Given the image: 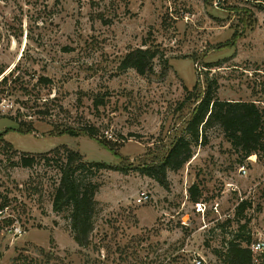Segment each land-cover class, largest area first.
Here are the masks:
<instances>
[{
    "label": "rangeland",
    "instance_id": "rangeland-1",
    "mask_svg": "<svg viewBox=\"0 0 264 264\" xmlns=\"http://www.w3.org/2000/svg\"><path fill=\"white\" fill-rule=\"evenodd\" d=\"M139 46L160 50L155 73L120 68ZM2 70L0 264H191L198 254L218 264L216 250L241 224L245 237L264 235V151L244 158L220 125L206 130L182 168L168 170V186L135 168L163 157L195 106L187 96L198 82L206 89L207 77L221 99L264 104V9L253 0H0ZM83 125L117 151L59 132ZM64 145L127 168L93 176L87 246L74 238L69 209H54L61 171L47 157ZM24 152L37 157L32 166L14 164ZM142 191L151 195L145 203L137 201ZM243 199L252 205L239 215Z\"/></svg>",
    "mask_w": 264,
    "mask_h": 264
},
{
    "label": "trees",
    "instance_id": "trees-1",
    "mask_svg": "<svg viewBox=\"0 0 264 264\" xmlns=\"http://www.w3.org/2000/svg\"><path fill=\"white\" fill-rule=\"evenodd\" d=\"M264 9V0H253ZM160 56V50L151 46H139L130 49L123 57L120 68H134L141 75H151L155 73V60ZM167 62L168 60L165 59ZM4 70L0 72L2 74ZM9 81V75H4L0 80V90ZM48 81L47 77L41 76L39 82ZM218 82L207 77V87L202 90L198 82L194 89L190 91L187 100L194 99L195 106L185 123L182 132L175 136L168 146L163 157L154 163L138 165L135 168L146 173L161 184L168 186V170H178L182 168L193 156V145L206 138V130L215 124L220 125L237 152H241L244 158L253 154L259 155L264 151V104L256 100L244 99H221L216 96ZM186 101L182 102L181 108ZM22 124V123H21ZM22 131V130H21ZM30 132L31 130H27ZM24 132V131H22ZM69 133L72 136H79L82 133L98 138L101 143L109 147L114 152L117 151L118 143L107 140L99 136L98 128L92 125L81 127L65 126L60 131ZM9 147L12 143L6 141ZM56 147L52 152L57 156L47 157V159L57 163L61 171L60 183L56 187L54 194V209L61 211L69 209L71 227L75 240L80 246L90 244V233L94 226V216L96 212V193L99 183L94 180L95 175L100 174L102 169H122L118 165H113L105 161H91L79 150L63 146ZM48 156V155H47ZM51 156V155H50ZM37 157L34 154L24 152L20 161L16 165L24 167L32 166ZM191 199L198 202L200 189L194 184L189 189ZM251 202L243 199L237 207V214L242 215ZM247 224L240 225V231ZM239 231L237 238L230 240L224 249L216 250L219 255L218 264H257L250 244L253 241L251 235L245 237V233ZM244 239H243V238Z\"/></svg>",
    "mask_w": 264,
    "mask_h": 264
},
{
    "label": "built area",
    "instance_id": "built-area-1",
    "mask_svg": "<svg viewBox=\"0 0 264 264\" xmlns=\"http://www.w3.org/2000/svg\"><path fill=\"white\" fill-rule=\"evenodd\" d=\"M240 171L243 174H247L248 172L245 166H242L240 168ZM150 198H151L150 193H148L147 191H142L139 194L137 201L139 203H145L149 201ZM198 205L200 208H202V206H204V203L199 202ZM13 228L15 234L17 235H22L24 233V230L19 225H15ZM250 248L253 251L255 261L257 262L259 256L264 254V235L253 239V241L250 244ZM191 264H211V262L205 256L198 254V255H193V257L191 258Z\"/></svg>",
    "mask_w": 264,
    "mask_h": 264
},
{
    "label": "water",
    "instance_id": "water-1",
    "mask_svg": "<svg viewBox=\"0 0 264 264\" xmlns=\"http://www.w3.org/2000/svg\"><path fill=\"white\" fill-rule=\"evenodd\" d=\"M3 77H4V75H3ZM1 80V79H0Z\"/></svg>",
    "mask_w": 264,
    "mask_h": 264
}]
</instances>
